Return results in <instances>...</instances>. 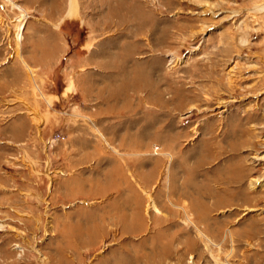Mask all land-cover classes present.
I'll return each instance as SVG.
<instances>
[{"label":"rangeland","instance_id":"obj_1","mask_svg":"<svg viewBox=\"0 0 264 264\" xmlns=\"http://www.w3.org/2000/svg\"><path fill=\"white\" fill-rule=\"evenodd\" d=\"M73 1L71 46L90 30L105 66L128 47L123 59L144 64L156 100L141 89L123 117L106 115L103 99L100 120L71 116L75 93L63 107L51 97L57 70L43 75L22 57L34 10L0 0V264H264V0ZM149 112L147 155L119 147L123 134H143ZM79 132L99 147H70ZM136 208L143 230L122 233ZM77 225L84 244L65 235Z\"/></svg>","mask_w":264,"mask_h":264},{"label":"crops","instance_id":"obj_2","mask_svg":"<svg viewBox=\"0 0 264 264\" xmlns=\"http://www.w3.org/2000/svg\"><path fill=\"white\" fill-rule=\"evenodd\" d=\"M25 9H33L36 19L33 24L25 29L27 33L24 35V41L21 44V54L25 62L29 67L38 69L43 75H51L52 73H59L60 88L58 91L51 93L54 103L59 101V105L63 107L67 98L75 93L74 98L80 100L78 103L70 108L69 111H76L71 113V116H87L98 118L100 111L102 110L98 100H104L108 105V116H121L126 113V109L132 108L133 99L136 102L141 101L139 95L135 98V94H139V91L147 90V93L143 97L144 101L155 102V83L148 82L150 74L144 70V64L141 62H126L123 56L129 55L130 50L126 46H121L122 59L119 61H111L106 64L101 59V53L99 50L100 45L95 48L93 45L92 33L83 31L80 37V43L77 46H71V36L65 25L74 22L72 15L75 14L76 5L73 0H16ZM73 24V23H72ZM126 47V48H125ZM72 49L66 63L61 62V57ZM118 57V56H117ZM93 63L94 67L89 66ZM91 67V68H90ZM92 69V70H89ZM141 75L144 82L140 81ZM148 80L147 83L145 80ZM90 98L97 101L95 109L89 108ZM133 101V102H132ZM136 103H134L135 105ZM137 105V104H136ZM148 120L144 123L143 134L137 133L131 135H122L118 139L117 145L125 150H137L139 155H147L149 142L154 135L151 134V128H154V113H148ZM127 115V114H126ZM130 115V114H128ZM129 117V116H128ZM125 123H131V118H124ZM151 121V125H147ZM81 131V130H78ZM83 132H79L78 135L70 137L68 140L69 146L73 148L86 149L91 147H99L94 141H89L86 136L82 135ZM140 134H142L140 136ZM146 134V135H144ZM130 136L139 145L135 147H129L128 142H124L121 137ZM146 136V137H145ZM147 138V139H146ZM87 152V151H86ZM86 152H81L83 159L87 158ZM130 154H134L131 152ZM138 155V156H139ZM141 164L150 162L151 159L143 157ZM153 166L155 167L154 159ZM140 163V162H139ZM126 165V163H124ZM80 180L82 178H79ZM78 179V180H79ZM85 179V178H83Z\"/></svg>","mask_w":264,"mask_h":264},{"label":"bare ground","instance_id":"obj_3","mask_svg":"<svg viewBox=\"0 0 264 264\" xmlns=\"http://www.w3.org/2000/svg\"><path fill=\"white\" fill-rule=\"evenodd\" d=\"M19 7V6H18ZM258 9L261 11V10H263L264 9V4L263 5H261V6H259L258 7ZM235 12V11H234ZM22 18H24V15H23V17ZM21 18V19H22ZM21 19H20V21H21ZM19 21V22H20ZM23 26H24V24H22V23H20V26H19V30L17 31V34H16V37H17V40H18V42H20V40H21V34H20V32H21V29L23 28ZM171 61V63L172 64H176V63H178V58L177 59H175V56L170 60ZM171 64V65H172ZM155 103V102H154ZM160 105L163 107V105H164V103L162 102V100L160 101ZM227 104H223V106L225 107ZM224 107H223V109L222 110H224ZM144 135H146V134H144ZM146 137V136H145ZM147 139V138H146ZM175 137H170L169 138V143H172L173 141H175ZM131 140V139H130ZM134 142H136V141H134V140H132L131 142H130V145L131 144H133V145H139V143H134ZM161 142V141H160ZM129 145V146H130ZM131 147V146H130ZM155 147L156 146H154V148H153V154H159V152H157V150H158V147H156V149H155ZM152 149V148H151ZM166 155H167V157L170 159L171 158V156H172V154L171 153H166ZM203 159V158H202ZM159 161V159L158 160H156L155 161V163H157ZM157 165V164H156ZM114 171V170H113ZM116 178V177H115ZM115 178H113V177H110L109 178V182H108V186H110V187H114V185L116 184V182H117V180H115ZM178 185H176V183L173 181V183H172V185H171V194L172 195H176V194H178V197H179V199H181L184 195L182 194V193H180V190L181 189H179L178 187H177ZM190 189V188H189ZM195 190V189H194ZM182 191V190H181ZM191 191H193V190H191ZM145 192V191H144ZM199 192V191H198ZM193 193V192H192ZM205 193H207V192H205ZM204 193V194H205ZM148 194V193H147ZM189 194V193H188ZM198 194H200V193H198ZM188 196V195H187ZM204 197H205V195H204ZM208 197V196H207ZM193 198H195V197H193ZM201 198H203V197H201ZM199 199V198H198ZM196 200V199H195ZM169 201H171V200H169ZM193 201V200H192ZM221 201V200H220ZM205 202V201H204ZM171 203H172V201H171ZM195 202H193V204H194ZM187 204V203H186ZM190 204V203H189ZM197 205V204H196ZM153 207H154V209H156L157 210V208H156V205H155V203H153V205H152ZM174 206V205H173ZM179 207L178 208H180L181 209V211H182V213L183 214H185L186 215V218H188V216H187V214H188V209H190V206L189 207H187L186 205H185V203H182V204H180V205H178ZM198 206V205H197ZM152 207V208H153ZM177 207V206H176ZM165 208H166V206H165ZM207 209V208H206ZM205 211H207V210H205ZM205 211H203L202 212V214H206V212ZM199 214V217H201L200 216V213H198ZM197 217H198V215H197ZM128 220H129V222H128ZM121 223H122V225H121V232L122 233H132V232H134V231H141V230H143V228H144V225H143V218H142V216H141V213H140V209L139 208H136L134 211H133V215L132 216H129V219H128V217H124V218H122L121 219ZM67 230H65V231H62V235H64V232H65V235H70V236H72V237H74L75 239H77L78 240V242L80 243V244H84L83 243V239H81L82 237H81V235H82V233H83V229L79 226V225H77V226H73V227H68V228H66ZM64 230V229H63ZM97 233H99V230H98V232H96V233H94V232H92L91 234H90V236H92V235H96ZM198 233L200 234V236L203 238V239H205L206 240V242H205V246L206 247H208V242H210L209 240L210 239H208V238H205L206 236H205V234L204 233H201L200 232V230L198 231ZM156 237L158 238V240H159V242H158V244L156 245V248H157V250H158V252H159V254L161 255V256H164L166 253H167V247L169 246V244H168V242L166 243V242H160V238L161 237H163V234L162 233H157V235H156ZM78 238H80V239H78ZM166 240V239H165ZM174 241V240H173ZM75 244H76V242H74V239L73 240H71L69 243H68V247H75ZM171 248V247H170ZM224 264H227V263H224Z\"/></svg>","mask_w":264,"mask_h":264}]
</instances>
